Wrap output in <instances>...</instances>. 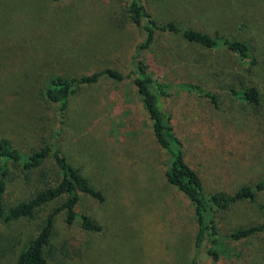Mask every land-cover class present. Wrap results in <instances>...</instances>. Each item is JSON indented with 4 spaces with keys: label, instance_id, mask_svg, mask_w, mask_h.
Wrapping results in <instances>:
<instances>
[{
    "label": "rangeland",
    "instance_id": "1",
    "mask_svg": "<svg viewBox=\"0 0 264 264\" xmlns=\"http://www.w3.org/2000/svg\"><path fill=\"white\" fill-rule=\"evenodd\" d=\"M129 1L0 0V137L24 153L43 139L53 141L104 195L101 202L83 197L77 208L100 224L99 231L84 230L79 219L67 224L62 213L55 217L56 258L46 254L49 264H264V234L242 240L228 236L263 220L258 204L247 200L216 216L219 260L208 253L209 244L195 246L194 205L168 182L170 155L157 142L130 78L102 77L82 87L70 97L61 124L56 103L43 98L52 75L79 76L106 67L129 73L141 61L168 83H200L216 97L212 102L176 87L165 101L185 159L206 194H230L264 176V0H250L252 15L235 0H141L158 23L174 21L246 41L255 64L169 32H157L151 47L136 54L144 34L129 20ZM252 86L259 93L258 108L231 92ZM249 126L261 140L243 136ZM234 138L252 146L243 160L245 146L240 149ZM16 172L19 177L11 178L5 191L7 204L34 191V181ZM256 200L264 204V190ZM58 203L43 207L34 219H0V264H16L19 250Z\"/></svg>",
    "mask_w": 264,
    "mask_h": 264
},
{
    "label": "trees",
    "instance_id": "2",
    "mask_svg": "<svg viewBox=\"0 0 264 264\" xmlns=\"http://www.w3.org/2000/svg\"><path fill=\"white\" fill-rule=\"evenodd\" d=\"M235 2L237 7L245 9V14L252 15L253 8L250 0H235ZM126 13L132 23L143 29L144 40L138 44L136 54L151 47L157 32H169L179 33L190 43L203 48L212 50L224 48L238 53L249 58L251 64H255L254 58L250 57L252 48L246 41L231 39L216 33L209 34L192 27L179 25L174 21L158 23L141 3V0H130ZM102 77H110L118 81L130 78L136 86L144 108L152 121L156 140L170 155V167L166 172V178L168 182L181 190L194 205L197 226L196 247H201L203 243L209 244L208 253L215 261L219 260L218 251L215 249L220 244L216 216L240 200L258 204L263 220L252 225L235 228L229 233V238L242 240L264 234V204H260L256 200L257 194L264 190V176L254 184L238 187L230 194L223 190L206 194L197 171L185 159L184 146L173 129L171 114L165 108V101L173 94L176 87L208 97L214 102L216 97L211 90L195 82L168 83L164 78H159L149 72L147 66L141 61L137 62L135 71L129 73L106 67L79 76L52 75L43 87L42 95L46 101L56 103L59 124L64 121L63 117L70 97L82 87L96 83ZM231 92L236 98L250 103L255 108L260 105L259 93L253 86L244 89L232 88ZM252 128L254 127L249 126L243 132V136L248 139L256 135L261 140L262 135ZM234 141L238 143L240 149H242L241 146H245L240 152L243 160L244 151L252 146L247 144V140L243 143L234 138ZM237 145L229 144L227 146L235 148ZM16 170L25 181H34V191L14 204H7L4 199L5 191L11 178L19 177ZM86 196L99 202L104 200L101 190L93 187L80 170L67 160L58 144L43 139L39 146L24 153L16 148L9 139L0 137V219L6 221L20 218L34 219L43 207L52 202H59L43 218L36 235L19 250L16 264H49L46 254L51 259L56 258L51 248V241L54 234L55 217L58 214L64 215L67 224H73L79 219L80 226L84 230H101L100 224L90 216L77 213L80 201ZM191 264L197 263L193 261Z\"/></svg>",
    "mask_w": 264,
    "mask_h": 264
}]
</instances>
